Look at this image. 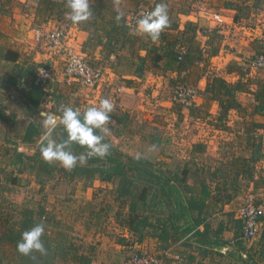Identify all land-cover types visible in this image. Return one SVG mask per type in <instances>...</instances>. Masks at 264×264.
<instances>
[{"label":"crops","instance_id":"0c3cea01","mask_svg":"<svg viewBox=\"0 0 264 264\" xmlns=\"http://www.w3.org/2000/svg\"><path fill=\"white\" fill-rule=\"evenodd\" d=\"M128 1L89 0L91 18L73 24L67 18L70 9L66 0H0V26L7 25L9 30L0 27V73L4 71L7 75L4 78L9 81L17 66L22 72L19 79L30 80L35 85L34 75L27 74L31 58L23 54V49L32 46L30 37L41 24L48 28L66 24L70 31V45L83 53L91 64L103 67L111 80L121 79L128 83L129 89L122 98L119 97L120 101L109 96L113 89L86 88L75 80L63 77V61L49 55L45 48L38 47L40 53H34L35 59L57 66L58 80L50 98L65 95L70 97V103L81 101L78 99L81 95L84 101L90 103L103 98L112 100L114 111L108 122L113 129L110 135L105 134L106 138L129 141V135L137 136L130 130L153 118L149 103L158 104L161 112L171 115L174 123L178 118L184 122L206 118L213 124L218 123L223 135L215 137V140L200 136L194 140L181 136L177 140L169 132L163 152L152 156L141 155L146 158L129 154L145 159L168 173L176 183L180 203L169 199L170 210L161 219L152 211L151 222L162 223L165 227L163 236L152 229L148 232L150 235L142 236L140 241L138 236H127V233L122 241L116 238L112 241V236H109L112 240L108 236L94 234L81 236L78 234L79 227L71 230L64 221L52 219L50 222L37 219L30 211L25 213L24 208L20 211L24 194L19 193L22 190L19 179L29 167L19 163L13 165L8 160L11 162L15 153L11 146L17 144L12 139L23 138L21 144L25 147L32 144L17 132L13 136L8 134L12 124L10 117L6 116L7 119H2L0 123V167H3L2 173L14 176L12 180L11 176L0 177L4 179L0 187V196L3 194L0 197V261L6 264L20 258L37 257L34 254L36 251L23 255L16 247L24 232L22 228L29 224L31 229L37 223L45 225L43 236H50L52 244L60 242L67 245L74 241L85 244L84 249H78L77 255L90 257L92 264H107L106 259H109L112 249L119 257L120 249L127 247L157 256L167 254L168 264H224L222 258L227 264H235L234 257L239 253L236 248L241 244L238 237L242 233L238 210L249 196H254L258 203H264V70L243 71L238 65V54L253 55L264 50V23L260 18L264 0H207L214 10L222 13L219 26L214 21L198 17L193 12L191 0H131L130 5H125ZM161 2L167 5L169 22L159 38L153 41L148 34L131 27L128 19L135 8L145 5L154 9ZM255 4L258 6L255 7ZM118 12L123 13L119 21L116 19ZM15 18L17 22L13 25ZM239 19L241 25L235 23ZM21 24L28 29L27 38L17 39L13 46V39L10 38L12 29L9 28L20 27ZM21 42L26 44L23 46ZM229 47L232 51L225 52V48ZM9 50L18 52V59L6 58ZM182 52L183 60L179 61L178 56ZM178 82L191 84L200 91L191 108L183 109L169 97ZM157 96L159 99H155ZM33 108L36 110V107ZM58 109L54 103H47L45 108H38V113L41 115L46 111L61 116ZM5 110L10 113V109ZM16 111L12 110L13 113ZM21 118L13 117L16 123ZM207 125L200 124L197 130H193L194 134L205 132L209 127ZM25 153L33 164L36 158L31 157L29 151ZM26 174L34 176L32 181L36 183L35 173ZM51 176L55 174L51 173ZM150 208L152 210L154 206L148 211ZM76 235L84 239L74 238ZM261 237L260 245L254 248L257 254L264 252V236ZM91 241L96 248L89 247ZM249 248L243 249L244 257L249 254ZM178 254L182 257L181 261L175 259ZM93 257L103 258L99 261L93 260ZM77 258L74 264H80ZM259 263L264 264V257ZM56 264H60L58 260Z\"/></svg>","mask_w":264,"mask_h":264},{"label":"rangeland","instance_id":"374dc122","mask_svg":"<svg viewBox=\"0 0 264 264\" xmlns=\"http://www.w3.org/2000/svg\"><path fill=\"white\" fill-rule=\"evenodd\" d=\"M131 2L132 1L130 0L125 3V5H130ZM257 6L258 5L255 4V7ZM262 10L260 11L262 12ZM16 22L17 19L15 18L13 25ZM0 27L6 29L8 28L7 25H5V27L1 25ZM9 29H12V36L10 35V38L13 39V42L11 43L13 46L16 45L17 39L22 40L27 38L26 35H28V29L25 27L23 28L22 24L20 27H12ZM5 36L9 37L7 34H5ZM30 38L32 46H26L23 49V54L26 55L27 58H31L27 74L29 73L32 76L35 75L38 65L43 61H37L35 59L34 53H38L39 51L35 42L32 40L33 38ZM21 44L24 46L26 42H21ZM224 51L230 53L232 50L231 47H229L225 48ZM238 55H240L238 65L241 67L239 61H241L243 59L242 56L245 55ZM15 68L16 69H14L13 75H10L12 77L9 81H6L4 78L7 76L4 71L0 73V123H2V119H7L6 116H9V120L11 119L10 122L12 124V129L8 134L13 136V134L17 132L22 136H27L31 140L29 143L32 144L28 147H25L24 144L22 145V150H19L18 146L19 143L21 145V140L23 138H20V140L19 138L12 139V142L17 144L11 146V148L15 150V153L11 162L10 159L8 160L9 163H12L13 165H17L19 163L21 166L27 168L29 167V169H25L24 176L19 179V187H22V190H20L19 193L24 194L21 201L23 206L20 211L24 208L25 213L30 211L32 212V215L35 214L34 216H37V219L41 218L50 222L52 219L53 221H64L65 224L71 228V230H75L73 228L79 227L82 231L78 230V234L81 236H108L109 239H111L109 236H112L114 237L113 240L111 239L112 241H114L115 238L122 241V237L126 236L124 234L127 233V236H138V240L140 241L142 236H149L150 234H148V232L152 229L155 231L158 230V234H162L163 236V229H165V227L161 225L162 223L157 222L153 224L151 222V217L153 216L152 211L155 212L158 218H163V214L170 210V207L168 206L170 200L160 190L158 182L154 185L148 183L150 174H145L147 168H152L155 171H160L161 169L143 165L141 167V172L134 169L126 171L123 175H118L111 179L104 180L100 172L90 174L80 168L101 167L103 169L110 170L113 166L112 160L114 156H112L109 151L104 157L92 156L84 163H80L78 161L77 165L71 170L65 169L58 161H46L42 157L40 149L42 143H47V139L45 138V131L47 130L42 127L44 120L43 117L39 115L38 108H45L47 103H54L58 106V108L62 105L71 106L73 108H78L83 113L90 106H98L99 102L95 100L91 103L86 102L83 100V95L78 97V99H82L83 101L77 100L75 103H70V97L65 95L63 97H57L55 95L50 98L49 93L45 94L46 92L43 88H36L35 85L31 84L30 80L22 81V79H19V74H22L21 69L19 67L17 68V66H15ZM103 70L107 81L100 89L102 90V88H106V91L113 89V92H111V94L109 93V96L115 97L117 102L120 101L119 97L121 96L122 98V95L129 89L127 86L128 83H125L121 79L111 80V76L105 71V69ZM243 71L251 70L243 68ZM185 86L195 87L188 83H185ZM172 92L173 88L168 94L171 100ZM28 95L29 98L27 97ZM160 95L161 94L158 96L160 97ZM158 96L155 97V99H159ZM199 96L200 91L198 90L197 98ZM151 99L153 98L151 97ZM30 102L32 105L29 104ZM28 106L32 109H29ZM149 106L151 107V111L149 112L152 113V120L144 122L142 125H136V129L130 130L131 132L133 131V134L137 133L138 135H129L131 137L129 141L124 138L122 140H113L110 137L106 138L105 134L107 133V135H110L109 133H111L113 129L109 122L105 125V128L108 129L107 132H101L97 129L96 133L103 135V142L112 145L113 148L124 154V156H130L129 154H132L136 157H142L141 155L152 156L154 153L163 152V149L165 148L164 143H166V138H168L166 137V134L169 132V134H172V137L177 140L181 136L185 138H192L193 140L197 139V136L208 140H215V137L219 138L223 135V130H219L220 128H218V123L213 124L206 118L192 119L191 122H184V120L178 118L176 120L177 122L174 123L171 115L161 112L158 104L154 106L149 103ZM33 107H36V110H34ZM181 107L183 109L187 108L183 105ZM5 109H10V113H8ZM12 110H17L16 112L19 111V113H13ZM28 110L29 112H27ZM111 114L112 113L109 115ZM14 116L15 118L16 116H20L22 118L20 120L18 119L19 122L16 123V120L13 119ZM202 123L209 124L207 125L209 127L205 129L206 131L204 130L205 132L200 131L195 135L193 130H197L196 127ZM207 131H212L213 133L210 134ZM49 138L55 139L58 143L66 140L67 132L65 131L64 126L59 123L56 129L51 131ZM69 148L71 152L77 156L82 154L87 155L88 152L86 146H81L77 143H72ZM26 151H29L30 154H32L31 157L34 156L36 158L33 160V164H30L31 160H29V156L25 153ZM26 159L28 160L26 161ZM37 165H40V167H37ZM2 170L3 167H0V177L3 175L4 177H2L4 179L10 176L11 180L14 178L13 174L10 175L9 173H2ZM28 172L31 174L35 173L33 175L36 176V183L32 181L35 180L34 176L29 177V175L26 174ZM51 173H54L55 176H51ZM4 179H0V187L3 186L1 181ZM2 195L3 194L0 196L1 198ZM151 206H154V209L151 210L150 208L148 211V208ZM39 213H43V216L40 217ZM21 227H23L22 224ZM22 229L24 231L29 230L30 225L28 224V227H24ZM79 235L74 236V238L84 239V237L80 238ZM258 236L259 237L255 240L245 243L238 237V242L241 241V244H238L236 248L239 253L234 257L235 264H260L259 261H261V258L264 257V252L261 251L257 254V252L254 251V248L257 245H260L261 242L259 241L262 238L261 236H264V229ZM41 239L45 250L43 252H34L35 256H37L36 258L29 257L27 260L25 258H20V260H12V262L7 264H56L57 260L60 264H74L76 257H78L77 259L81 261L82 264H92L90 257H86L85 255L82 259L79 257L80 255H77V251L86 247L85 244L79 243V241H74L67 245L59 242L55 245L54 243L52 244L50 236H42ZM89 247L96 248L94 241H91V243L89 242ZM112 247L117 248L115 245ZM248 247H250L249 254L244 257L242 251L243 249L246 250ZM120 250L121 254L119 257L116 256L117 252H114L113 249L110 251L111 254H108L109 259H106L108 262L107 264H125L131 253L135 251L134 249L132 250L128 247ZM136 250L140 251L139 249ZM143 252L148 253L146 251ZM102 258L98 259L93 257V260L98 259L100 261ZM21 260L22 262H20ZM222 260L224 264H227L226 260L223 258ZM231 263L232 262H230V264ZM0 264L6 263L0 261Z\"/></svg>","mask_w":264,"mask_h":264},{"label":"built area","instance_id":"2783aa9c","mask_svg":"<svg viewBox=\"0 0 264 264\" xmlns=\"http://www.w3.org/2000/svg\"><path fill=\"white\" fill-rule=\"evenodd\" d=\"M193 12L201 18L214 21L218 26L222 22V13L211 7L207 0H191ZM152 9L141 5L131 12L128 23L131 27L138 29L137 20ZM261 20L264 23V9L261 12ZM241 25L240 22H235ZM250 29H253L250 26ZM36 47L45 48L46 52L58 57L63 61L62 76L77 81L82 87L100 89L106 84L104 68L90 63L87 57L79 52L73 45L69 44L70 31L67 25H58L48 28L44 24L34 29L32 37ZM239 61L241 68L248 70H264V50L253 54L242 56ZM178 60H183V52L179 54ZM58 80V70L54 63H40L34 75V83L41 85L45 94H51L54 84ZM101 90V89H100ZM198 96V88L186 87L185 82H178L173 87L172 100L176 104L191 108L195 105ZM58 124L60 115L57 116ZM58 126V125H57ZM19 144L18 149L22 150ZM238 215L242 221V233L239 239L242 242L255 240L263 231L264 203H258L254 196H249L238 210ZM175 259L181 261V255H176ZM125 264H168V255L163 256L144 253L135 250Z\"/></svg>","mask_w":264,"mask_h":264},{"label":"clouds","instance_id":"9594fccd","mask_svg":"<svg viewBox=\"0 0 264 264\" xmlns=\"http://www.w3.org/2000/svg\"><path fill=\"white\" fill-rule=\"evenodd\" d=\"M67 7L70 12L67 18L73 24H80L88 21L92 16L89 0H66ZM123 16L122 12H118L116 19L119 21ZM168 9L164 2L158 3L154 9L142 15L137 20L138 30L146 33L155 41L159 38L160 33L168 25ZM114 109V103L109 98H103L99 101L98 106H90L83 113L78 108L71 106H61L57 111L62 115L59 123L64 126L67 132V139L62 142H56L55 139L49 138L51 131L55 130L58 125V118L54 114L42 112L47 143L41 144V155L48 161H58L65 169L71 170L80 163L86 162L89 157H104L108 154L109 144L104 143V136L96 133L99 129L101 132H107L105 125L110 120V113ZM77 143L86 146L87 155H75L71 152L69 146ZM45 232L43 223L35 224L31 229L21 234V239L16 247L17 251L23 255H29L33 251L43 252L44 244L42 236Z\"/></svg>","mask_w":264,"mask_h":264},{"label":"trees","instance_id":"16d2710c","mask_svg":"<svg viewBox=\"0 0 264 264\" xmlns=\"http://www.w3.org/2000/svg\"><path fill=\"white\" fill-rule=\"evenodd\" d=\"M241 21L240 19L236 22ZM18 52H14L13 50H9L6 53V58L8 59H18ZM182 61V60H181ZM35 84V83H34ZM36 88H43L41 85L35 84ZM219 125V124H217ZM26 141H31L27 136L25 137ZM109 152L113 158V166L110 168V170L103 169L101 167H90V168H80L82 170H85L86 172L92 174L96 172H100L102 174V177L104 180L111 179L118 175H123L126 171L137 169L139 172H141V167L143 165L147 166H154L148 162L145 159L142 158H134L132 156H124L121 152L117 151L115 148H113L112 145L109 144ZM150 174L148 183L149 184H155L158 182V185L160 186V190L171 200H173L176 204L180 203V193L176 189V183L173 182V178L169 176L168 173L160 171H155L152 168L145 171V174ZM16 181V180H14ZM40 216H43V213L40 214ZM45 217V216H44ZM134 217V216H133ZM85 256H81L83 259ZM78 260V259H77ZM80 264H82L81 261H79Z\"/></svg>","mask_w":264,"mask_h":264}]
</instances>
